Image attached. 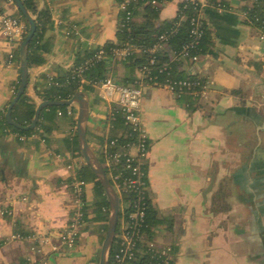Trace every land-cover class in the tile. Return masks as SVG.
<instances>
[{
  "label": "crops",
  "instance_id": "obj_1",
  "mask_svg": "<svg viewBox=\"0 0 264 264\" xmlns=\"http://www.w3.org/2000/svg\"><path fill=\"white\" fill-rule=\"evenodd\" d=\"M182 1L164 3L160 18H174ZM201 1L212 45L183 69L204 80L205 94L144 87L150 198L158 215L169 220L154 228L152 240L172 248V264H264V40L243 15L249 0H223L232 10ZM38 8L50 9L46 38L54 39L47 61L30 67L27 89L39 105L35 84L69 70L83 47L115 40L120 9L117 0H38ZM16 9L0 0L5 117L21 71L16 59L9 60L19 47L3 33L2 17L16 16ZM116 69L118 76L128 72L122 65ZM88 94L87 137L93 147L94 138L105 135L109 105L96 90ZM68 106L66 116L58 111L49 133L20 140L0 130V200L12 211L0 214V264L100 263L108 221L97 210L94 181L85 188L87 216L77 245L68 248L59 239L74 210L73 175L87 165L81 150H74L78 104ZM16 228L26 235L17 237Z\"/></svg>",
  "mask_w": 264,
  "mask_h": 264
},
{
  "label": "trees",
  "instance_id": "obj_2",
  "mask_svg": "<svg viewBox=\"0 0 264 264\" xmlns=\"http://www.w3.org/2000/svg\"><path fill=\"white\" fill-rule=\"evenodd\" d=\"M121 2L123 0H117ZM169 0H131L126 10H122L119 14V26L117 27V35L115 40H109L102 46L96 47H83L79 50L76 58V62L72 69L66 72H60L54 76H46L43 80L35 84L36 95L41 100H64L70 99L73 95L79 91L81 86V79L84 78L88 82L84 83L83 89L88 92H93L95 89L92 86L93 82H98L106 79L110 74L117 77V81L122 85H136L143 83L145 86H161L168 78L171 79H199L204 83L203 79L193 74H188L183 69V64L190 61L187 57H181V51L185 44L192 40L191 36V18L197 15V10L192 6L185 9L186 18L180 20L179 16H175L172 19L162 20L160 13L164 3ZM25 7L34 16L37 24L36 32L29 43L28 48V60L30 67L33 65H42L47 61V54L52 50L54 39L46 38V32L48 25L51 22V12L49 8H38V0H23ZM14 4V2L12 1ZM218 3L229 5L223 0H209L210 5L217 8ZM15 5V4H14ZM203 27L202 36L198 40V43L194 48L190 50L191 54H199L200 57L210 51L212 45V33L208 28L205 19V6H203ZM248 11L249 17L253 25L261 28L264 26V0H257L252 8L245 7ZM16 15L23 18L29 30V24L27 20L22 16L21 12L16 9ZM128 13H130V19L128 20ZM258 18V19H256ZM248 21V20H247ZM249 22V21H248ZM122 25V26H121ZM167 33L168 39L165 41L164 46L156 51L150 53L149 49L158 42L159 35ZM140 46L141 51L133 52L124 59H114L113 49L122 47L125 45ZM104 50L106 58L101 60H94L91 64L87 65L82 73V76H78L72 72L73 68L83 66L88 63L89 60L95 59L99 50ZM154 56L156 59L155 64L151 65L150 59ZM180 56V57H179ZM20 63L19 49L15 52V58ZM192 62V61H190ZM148 64L150 66V74L148 77H140L138 70L143 65ZM117 65H122L128 72L123 76H118ZM21 71V70H20ZM21 75V74H20ZM19 83L16 86V92L18 90ZM16 94V93H15ZM190 95L191 93L184 92L179 96ZM198 97V96H194ZM38 103L29 94L28 89L22 95L18 103L12 110L13 119L22 126H28L32 123L37 109ZM68 105H53L44 108L41 112L38 125L34 129L26 130L10 125L5 115L0 114V130L11 131L19 136H26L27 139L36 133L44 134L49 133L55 126L58 111L63 115H67ZM112 127L108 132V137H121L123 140H130L131 130L125 124V119L121 110H116L114 118L111 120ZM97 144H103L106 140V136H97L94 138ZM74 150H79L78 134L74 137ZM150 144V142H149ZM100 161L103 163L104 159L100 151H96ZM144 169L147 170V165H144ZM81 178L86 181H94L97 196V210H102L106 214L105 209L110 208V204L105 193V190L101 182L97 179L96 174L87 164L81 171H79ZM149 181V178H148ZM102 196V199L100 198ZM135 198L134 193H124L125 203L131 202ZM129 211V209H127ZM87 216V210L85 209V220ZM106 215V219H107ZM168 217H160L157 210L153 207L150 191L147 192V205L145 215L144 239L139 242L136 258L132 264H148L151 258V250L149 242L155 235L154 228L168 224ZM108 225L105 228L103 235L104 240L107 234ZM16 234L25 236L26 233L20 232L19 228H16ZM117 247V240L114 241L112 252Z\"/></svg>",
  "mask_w": 264,
  "mask_h": 264
},
{
  "label": "built area",
  "instance_id": "obj_3",
  "mask_svg": "<svg viewBox=\"0 0 264 264\" xmlns=\"http://www.w3.org/2000/svg\"><path fill=\"white\" fill-rule=\"evenodd\" d=\"M13 1V0H10ZM118 2V1H117ZM131 0H123L118 2L120 12L126 10ZM257 0H249L248 8H252ZM192 6L197 10V15L191 18V36L192 40L185 44L181 51V57H187L192 62H197L200 59L199 54H191L190 50L196 46L198 40L202 36L203 21V2L201 0H183L179 6L176 16L180 20L186 18L185 9ZM218 10H232L230 5L218 3ZM243 15L251 24L253 20L249 17L248 11L244 9ZM127 19H130L128 13ZM258 19V18H256ZM3 33L8 37L10 42L15 43L18 47L22 40L28 33L25 21L19 15H4L2 17ZM119 26V21H118ZM117 26V27H118ZM122 26V25H121ZM260 30V38L264 40V26L258 28ZM168 39L167 33L159 35L158 42L149 49L150 53H155L164 46ZM141 51L140 46L125 45L113 49L114 59H124L133 52ZM179 56V57H180ZM15 54L11 53L9 60L13 61ZM106 58L104 50H99L95 59L89 60L86 65L73 68L72 72L78 76H82L87 65L94 60H101ZM154 56L150 59V64H155ZM72 69V68H70ZM138 73L140 77H148L150 74V66L148 64L139 68ZM88 81L81 79V86L79 90H83L84 83ZM92 86L97 94L103 98L109 105V111L106 116V140L103 144L93 145V150L101 152L104 159L103 166L107 172L108 177L113 183L120 199V216L116 232L115 240H117V247L111 253L109 264H132L136 258L138 245L144 239L143 228L145 226V215L147 205V192H149L148 174L144 169L146 159L149 154L150 144L147 130L142 120V105L144 97L143 83L136 85H122L110 74L106 79L98 82H93ZM164 87L178 95L184 92L193 94L194 96H201L207 90V84L199 79H171L161 84ZM116 110H121L123 113L125 124L131 130L130 136L132 139L123 140L121 137H108V132L112 127L111 120L114 118ZM61 114V112H59ZM35 135V134H34ZM32 135V136H34ZM31 136V137H32ZM20 140H26V136H19ZM81 161L86 162L81 156ZM73 192V213L69 223L64 230L59 234V239L62 244L68 248H73L77 245L81 230L85 225V188L87 181L80 177L79 171H76L71 181ZM124 193H134L135 198L129 203H125ZM129 209V211H127ZM107 221L109 222L110 208L105 209ZM0 214H12V211L7 207H2L0 200ZM17 237L23 238V235L17 234ZM151 250V258L148 264H172V248L170 246H159L154 240L149 242ZM58 247H54L57 249Z\"/></svg>",
  "mask_w": 264,
  "mask_h": 264
},
{
  "label": "water",
  "instance_id": "obj_4",
  "mask_svg": "<svg viewBox=\"0 0 264 264\" xmlns=\"http://www.w3.org/2000/svg\"><path fill=\"white\" fill-rule=\"evenodd\" d=\"M13 2L16 5L17 9L21 12L22 16L27 20L29 24V30L27 35L19 45L20 70H21L19 87L14 98L12 99L11 103L8 106V110L6 113V120L10 125H13L21 129L30 130V129H34L38 125L41 112L44 108L53 105H71L74 103L78 104L77 134L80 143V150L86 163L94 171V173L97 176V179L101 182L110 204V217L108 222V229H107V234L102 243L100 263H99V264H109V259L119 223L120 199L113 183L111 182L110 178L107 175L103 163L100 161L98 155L93 150L92 146L90 145L89 139L87 137V123L90 117V101H89L88 92L79 90L70 99L42 101L37 106L36 114L32 123L25 127L18 124L12 117V110L14 106L18 103L22 95L26 92V89L29 84L30 65L28 60V48H29V43L32 40L37 28L36 20L34 16L25 7L23 0H13Z\"/></svg>",
  "mask_w": 264,
  "mask_h": 264
}]
</instances>
